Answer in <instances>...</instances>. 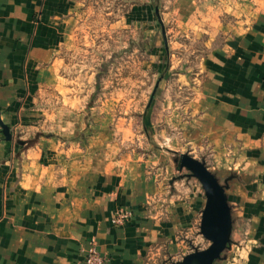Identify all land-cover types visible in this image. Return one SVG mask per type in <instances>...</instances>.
<instances>
[{"label":"crops","instance_id":"1","mask_svg":"<svg viewBox=\"0 0 264 264\" xmlns=\"http://www.w3.org/2000/svg\"><path fill=\"white\" fill-rule=\"evenodd\" d=\"M169 7L181 31L209 34V80L189 123L228 179L232 264H264V0ZM77 13V0H0V113L11 131L0 125V264H88L93 243L110 264H166L162 252H191L183 229L201 221L206 197L172 182L165 155L125 150L116 130L131 119L108 100L92 105L100 69L71 59L66 85L61 53L70 37L77 50ZM123 211L131 217L116 224Z\"/></svg>","mask_w":264,"mask_h":264},{"label":"rangeland","instance_id":"2","mask_svg":"<svg viewBox=\"0 0 264 264\" xmlns=\"http://www.w3.org/2000/svg\"><path fill=\"white\" fill-rule=\"evenodd\" d=\"M77 2V50L71 54L70 37L61 53L65 60L62 75L68 80L66 85L71 88V59L76 63L72 69L77 71L81 69L77 63L83 59L92 65L93 74L100 69L101 80L95 82L94 76L90 86L93 93L101 90L103 94L93 98L92 105L108 100L116 108V118L131 119L134 124L131 130H116L117 137L125 140V150H133L145 159L149 155H165L166 163L173 168L172 182L198 189L205 196L201 182L187 176L186 168L178 170L175 159L187 153L204 161L212 172L210 167L215 165L216 149L207 140L197 142L195 129L189 123L197 115L196 105L209 80L204 67V58L210 52L205 44L209 34L181 31L177 17L166 15L170 12L169 0ZM56 101L55 98L53 102ZM226 152L230 154L228 149ZM234 164L230 163L229 174L237 169ZM219 180H224V176ZM200 222L192 221L190 235L189 229H183L185 251L204 249L210 244L200 232ZM182 252H162L160 261L181 264L185 256ZM231 257L226 249L217 262L232 264Z\"/></svg>","mask_w":264,"mask_h":264},{"label":"water","instance_id":"3","mask_svg":"<svg viewBox=\"0 0 264 264\" xmlns=\"http://www.w3.org/2000/svg\"><path fill=\"white\" fill-rule=\"evenodd\" d=\"M154 93L151 96V101ZM0 125L2 132L7 139L11 138L9 125L1 119ZM177 169L186 168L187 176L196 177L202 184L206 204L202 210L200 232L210 241V244L204 249H195L186 254L181 264H214L222 256V253L231 243V233L233 228L231 207L228 203L225 192L226 182L222 183L219 178L209 170L204 161L182 153L175 159Z\"/></svg>","mask_w":264,"mask_h":264},{"label":"built area","instance_id":"4","mask_svg":"<svg viewBox=\"0 0 264 264\" xmlns=\"http://www.w3.org/2000/svg\"><path fill=\"white\" fill-rule=\"evenodd\" d=\"M130 217V212L123 211L115 217L114 222L116 224H121L127 221ZM86 262L88 264H110L109 259L103 254H101L95 245L89 248L86 255Z\"/></svg>","mask_w":264,"mask_h":264}]
</instances>
